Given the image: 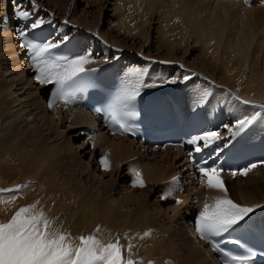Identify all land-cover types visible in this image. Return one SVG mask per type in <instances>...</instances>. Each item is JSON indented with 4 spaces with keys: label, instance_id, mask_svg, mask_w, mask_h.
<instances>
[{
    "label": "rangeland",
    "instance_id": "374dc122",
    "mask_svg": "<svg viewBox=\"0 0 264 264\" xmlns=\"http://www.w3.org/2000/svg\"><path fill=\"white\" fill-rule=\"evenodd\" d=\"M8 1L11 4L15 2L14 5H11L13 10H9L13 19L10 21L12 27L18 28V22L22 20L18 19L14 14L16 5L19 3L22 9H26L31 13L29 18L32 22L37 18H42L44 21L43 25H46L48 29H53L51 33L52 39L58 40L67 34L71 37L70 39L74 40L76 45L89 48V52L93 49V62L110 63L122 73L136 68L147 69L150 70L149 73L152 75L150 80L163 73L165 77H175L176 83L166 85L167 91L173 90L183 101L186 98L179 90L180 85L188 88H194L197 85L211 87V90H215L216 93L225 95L228 97V99L222 102L225 104V107L219 110L218 113L220 115L218 120H220L219 123L222 122V125L229 123L237 116L258 111V106L264 105V101H252V99L242 97L229 88L224 75L215 68L219 65L220 61L218 64H212L211 58L213 54H219L220 57L233 60L232 57H228L230 53L228 55L224 51H216L214 53L205 44L196 42L195 39L200 36V33H194L193 31L191 34H182L174 39L164 35L165 40L168 42L166 47L170 46L177 49L175 46L177 45L179 48H182L181 51H175L168 58L162 51L166 47H162L159 43L160 35L157 33L156 19L153 18L152 24L146 26L145 32L142 31L133 38H127L116 31L117 21L115 15H113L112 6L117 0H108L107 5L103 4L104 0H35L38 11H33L30 0ZM232 1L226 0V3H231L227 5H232L230 6V9H233H231L232 14L238 18L235 19L234 17L233 19L235 28L232 29V32L228 31L226 33L223 25L220 27L222 29V39H224V35L228 39L230 37L229 33H233L234 35V33L238 32L239 34L241 22H245V27L247 25V27H250V39L252 40L251 47L247 53L249 54L247 60H250L249 58L253 49H256V56L254 57L256 61L250 67L256 73L258 69H262L264 66V7L261 6L263 3H251L249 0L247 2L246 0H234L236 3ZM221 2L225 3V0ZM202 4H205V9L199 11L198 19L208 20V23H216V21L220 23L222 13H216L218 9L216 7V0H205L202 1ZM206 5L208 6L206 7ZM218 7H222V5ZM3 11L5 12V8L3 10V1L1 0V16H3ZM100 11L103 12L101 13ZM215 13L218 17H215ZM247 18L250 19L248 20ZM251 19L253 23H250ZM247 20L248 22H246ZM224 22H230V19H226ZM9 25L7 24V26ZM6 30L8 31L9 29ZM12 31H14V28L9 31V35L16 36ZM236 36L235 39L238 38V35ZM230 39H234V36L233 38L230 37ZM98 53L100 54L99 57L97 56ZM0 56H3V58H0V72L4 74L5 68L10 67L11 69L12 67L8 58L3 54ZM22 59L23 56L17 58L20 69L25 68L23 62H21ZM202 60L207 61L208 67L200 65ZM2 63H5L3 67ZM10 69L8 73L11 72ZM185 74L190 77L188 81H183ZM260 74H264V69L260 71ZM13 77H10V80L7 79L11 81ZM33 78L34 75H28L24 81L26 80L25 82L29 85V82H33ZM30 85V90L28 89L25 92L33 90L31 93L34 94L35 101L37 100L36 104L38 103V106H40L39 110L32 112V116H28L33 107L31 108L26 103L28 107L25 106L26 104L18 107V109L24 107L22 110L26 113L24 111L20 112V110L15 117H11L6 113L1 115L0 137L8 132L11 136H15L14 132H10L14 129H18L21 133L24 131L31 132L32 134L35 133L36 137L41 140L39 141L41 143L40 150H37L36 154H34L37 164L43 161L40 160V157H42L40 152L42 150L50 149V147L56 149V155L46 162L44 169L49 168L50 173L41 184L49 196L45 197L42 195L46 216L53 222L52 228L61 229L64 226L62 219H55L53 217L55 213L67 217L69 225H73L78 220V208L81 206L80 204L85 203V199L89 198L96 207L94 212L96 220L95 222L86 224V231L81 232L82 230H80V232H76V237L88 236L95 233V238L103 243H115L119 240L123 246L122 255L124 258L131 259L136 264H150V262L152 264H186L185 259L187 257H183L186 251L184 246L187 244L184 237L186 226L191 224L190 229L193 228L195 231V220L204 204H211L209 200L213 201L214 197H223L225 195V193L218 190L207 189L205 184H200L201 180L199 175L196 174V170L194 175V169L190 168L188 150L185 148L182 150V153L180 150L179 160L172 162V160L168 159V162L160 154L151 153L146 147L148 153L142 154L143 149L141 151V148L138 147L139 145L134 143L133 147H127L126 153L120 156L118 161H115L116 171L111 172V169L104 172L100 159L105 153L108 154L113 144L112 142H117L118 137L114 138L116 136L107 134L104 126L100 124L99 128L104 133V137L101 135L96 141L102 144V138L109 140V144L103 147V152H100L97 148L98 145L95 147L92 145L90 140L92 135L89 131L71 126L69 121L61 120L63 119L61 115L57 117L56 114L60 110L59 107L55 109L56 111L48 107L49 100L51 98L55 99L51 95L54 91V86L46 89L42 88L41 90V86L38 84ZM19 93H22V91H19ZM196 97V92H193V99ZM242 101L250 102L248 103L250 107L242 108L243 104H245ZM225 110L233 112V119L232 114L226 113ZM215 111H217L216 108L211 107L209 113L212 114ZM43 115L45 116V121L49 123L48 128L42 122H39ZM32 117L35 120L33 123H30V120H33ZM223 117L226 119L223 120ZM25 119L29 121H25ZM222 125H220V130L227 137L228 132L226 129H222ZM18 145L17 147H19ZM232 147H230L232 153H234L232 156L241 155L244 157L243 155H245L247 165L253 161L257 163V166L256 168H252L247 175H240L238 173L235 176L230 174L228 177L220 178L227 190L228 198L241 206H263L264 120H261L247 130L245 134L234 141ZM28 148L31 149L34 146L25 145L24 149L26 151L29 150ZM25 150L18 148V150H12L13 153L8 152V155H13V162L12 158H8L9 164L3 167L6 173L3 171L4 173L0 175V181L2 180L0 186L3 185L0 189H15L17 185L23 184L31 185L24 188L26 192L32 193L37 189L34 182L35 178L38 177L34 175L37 172L32 173L30 171L32 166L26 163ZM170 155L172 156V154ZM133 170L140 172L144 183L143 187L132 186ZM153 172H155L154 176L151 175ZM174 180L176 181L175 183ZM202 194L204 195L200 199V202L203 205L197 206L195 197H199ZM162 196L164 197L163 199L161 198ZM82 198L84 201H82ZM101 214L106 215L103 222ZM260 214H258L259 216L257 215V218L259 217L261 223L264 224V214H261L262 217ZM253 216L254 213L251 217L253 218ZM67 218L65 226H68ZM101 224L102 226L100 227ZM97 228H99L98 231ZM146 232L149 235L145 236L144 233ZM74 243L78 245L79 241L74 240ZM203 244L206 246L204 242ZM129 245H131L130 248ZM192 264H197L196 260H193Z\"/></svg>",
    "mask_w": 264,
    "mask_h": 264
},
{
    "label": "bare ground",
    "instance_id": "6f19581e",
    "mask_svg": "<svg viewBox=\"0 0 264 264\" xmlns=\"http://www.w3.org/2000/svg\"><path fill=\"white\" fill-rule=\"evenodd\" d=\"M2 1H3V10L5 8V12L4 11L2 12L3 16L0 15V32H2L0 33V55L3 54L6 58L9 59L10 61L9 63H11L10 66L12 68L10 69V67L8 66L9 68H5L3 72L4 74L0 72V116L6 113L7 115L11 117H15L19 113L20 110H21L20 112L24 111L22 110L24 109V107H21L22 109H18V107L26 103H28L31 108L33 107L30 114L28 113V116L30 115L32 116V112L38 111L40 106H38V103L36 104L37 100L35 101L34 94L31 93L33 90L27 93L25 92V91H28L29 85L38 84L39 86H41V90L42 88L46 89L54 85L53 84L41 85L34 78H33L34 80L32 83L29 82V85L27 82H25L26 80L24 81L25 77H27L28 75L29 76L35 75L36 69L33 66V62L31 58L27 55V50L20 45L19 37L17 36L16 38V36H13V35L11 36V34L9 35V31H11V29L14 28V31L12 32L16 34L17 29L18 28L20 29L25 22H28L31 19L30 18L22 19L20 22H18V28L12 27L10 23L12 16L9 13V10L10 11L13 10L11 5H14L15 2L11 4L8 0H2ZM202 1H205V0H174V1L173 0H117L116 2H114L112 6L113 11H114L113 15H115L116 21H117L116 31H118V33L122 34L123 36L125 35V37L127 38H133L137 36L140 32L142 31L145 32L146 26L151 25L152 20L154 18L157 21V33L160 35L159 43L162 47H166L168 44V42L164 38V35H166L169 38L174 39L182 34H191L193 31L194 33H200V36L196 37L195 39L196 42H201L205 44V46L207 48H211L214 53H216V51H224L226 55L230 53L228 57H232L233 60L229 58L220 57L219 54H213V57L211 58L212 64H218L220 61L219 65L216 66L215 68L217 69L218 72L224 75L225 81L227 85L229 86V88L242 97L252 99V101H264V74H260V71L264 69V66L262 69L261 68L258 69L256 73L250 68L252 67V63L256 61V58L254 59V57L256 56V49H253L251 56L249 58L250 60H247V57L249 56V54L247 53L251 47V42H252V40L250 39V36H251L250 35L251 33L249 31L250 27H247L248 26L247 25L246 26L247 28H246L245 22H241V26H240L241 29H239V32H240L239 34L238 32L234 33V35L233 33H229V36L231 38H233L234 36V39H230V37L226 39V35H224V39H222V29L220 28L222 27V25H223V28L226 29V33H228V31L232 32V29L235 28V25L233 24V19L235 15L232 14L233 9L232 8H231L232 10L230 9V6L232 5H227L231 3L229 2L226 3V0H225V3L221 2L222 0H216V7L218 8L216 13H222V19H220V23H218V21H216V23H208V20L198 19L199 11L205 9L204 8L205 4H202ZM249 1L251 3L255 2L254 0H249ZM106 3H108V0H104L103 4H106ZM219 5H222V7H218ZM207 6L208 5H206V7ZM261 6L264 7V3ZM100 12L102 13L103 11H100ZM216 13H215V17H218ZM236 18L238 17L236 16L235 19ZM226 19H230V22H224L226 21ZM248 20L246 22H248ZM251 21L250 23H253V21L252 22ZM7 24H10V25L7 26ZM42 27H47V26L43 25ZM195 27L196 29H194ZM6 29H9V30L7 31ZM113 29L115 30L114 26H113ZM48 31L50 34L49 35V39H50L53 29L52 28L48 29ZM236 35H238L239 39L238 38L235 39L237 37ZM175 46L177 47V49H174V47L168 46L162 50L166 57L170 58L171 55L175 51L182 50V48H179L177 45ZM74 48H75V54L73 57L79 56L82 53H83L82 55L86 53H91L93 55V52H94L92 51L93 49H91V52H89L88 51L89 48L83 47L82 45L79 46L78 44L76 45L75 42H74ZM99 53L97 55L98 57L100 56ZM21 56H23V59L21 60V62H23L24 64L23 65L25 67L24 69H20L18 67L17 58L18 57L20 58ZM0 58H3V56H0ZM3 64L5 63H2V67H3ZM101 64H104V63H101V62L96 63L95 61V62L86 64L84 67L85 69H91ZM200 65L208 67V63L206 60H202L200 62ZM9 69L11 70V72L8 73ZM113 69H114V73L121 79V81L125 85V81L130 79L128 74L130 73L131 70L126 71L125 73H122L118 71L115 67H113ZM149 71L150 70H148L147 76L145 77L148 80V82H152L153 80H156L158 77H165V74L163 73L150 80V77L152 75L149 73ZM166 75H167V72H166ZM10 77H13L11 81H9ZM179 87H180L179 90L182 92V95L186 98V100L184 101H187L188 103L184 102L183 99L173 90L167 91L168 88L166 86L156 87V88H151V89H144L142 92L149 91V90H155L157 92L166 91L171 96L174 97V99L179 103L181 109L186 114L190 113L194 109L200 108L205 118L215 122L216 124L215 129H220L221 127L220 125H222L221 124L222 122L219 123L220 120H218L219 119L218 117L220 115L218 113H219V110H222V108L225 107V104L222 102L228 99V97H226L225 95L216 93L215 90H211V87H201L198 85L194 86V88H188L186 86H181V85ZM19 91H22V93L18 94ZM203 91H207L209 95L204 98V102L202 104L198 105L196 103L197 98L202 94ZM193 92H196L197 94V97L195 99H193ZM23 95H25V97H23ZM51 101H52L51 108L54 111H56L55 109H57L58 107L60 108V110H58L59 112L57 111V114H56L57 117L61 115V118H63L61 120H65L67 122L69 121V124L71 126L78 127L79 129H82L84 131H89V133L92 135V138L90 139L92 142V145L94 147L98 145L97 147L98 150H100V152H103L104 150L103 147L109 144V140L107 138H102L103 139L102 144H99V142L96 141V139L99 138L101 135H103L104 137V133L101 132L99 128L100 124L98 123L97 119L90 117L88 114L82 113L80 107L65 105V102L59 99L58 97H55L54 100L51 98ZM25 106L28 107L27 104ZM211 107H215L217 111L210 114L209 111L211 110ZM249 107H250V104H243L242 106V108H249ZM14 109L16 110L14 111ZM225 112L232 114V119H233L234 114L231 110H225ZM24 113L26 112L24 111ZM22 116L24 115L22 114ZM44 118H45L44 115L41 116L39 122H42L43 125H45V127L48 128L49 123L46 122ZM32 119L33 120H30V123H33L35 120V118L33 117ZM224 119L226 118L223 117V120ZM25 121H29V120L25 119ZM104 130H105V127H104ZM10 132H14L16 135L11 136L10 134H8L9 133L8 132L4 136L0 137V175L1 173L5 172L3 167H6V164H9L8 158H12V162H13V155L12 156L8 155V152L13 153L12 150L14 149L18 150V148L25 150L24 149L25 145L29 144L30 146H34V148H31V149L28 148L29 150L27 151L25 150L26 151L25 160L28 165L32 166L30 171L32 173L37 172V174H34L35 176H38L34 180L37 186V189L32 193L26 192L25 189H22L19 193L16 194L15 200L10 199V196L12 195L10 193L1 194L0 195V222H7L8 220L11 219V216L14 215L15 212L19 208L32 205L36 203L37 201H39V203L37 204L36 211H43L46 214V210L43 204V196L45 197H49V196L46 194L41 184L44 178L47 177V175L50 173L49 168L44 169L46 166V162L51 160L56 155V149L54 147H50V149L42 150L40 152L42 156L40 157V160H43V161H40V164H37V162H35V159H34V154H36L35 152L37 150H40L39 147L41 143L39 141L41 140L38 137H36L35 133L32 134L31 132L28 133L27 131H24L21 133L18 131V129L11 130ZM107 134L111 136L112 135L116 136L114 138L118 137L116 140L117 142H112L113 144L111 145V148L108 154L105 153L103 155V157L107 158L109 165H110L108 170H104L102 168L103 171L106 172L112 169L111 172H113L117 170L115 168V163H116L115 161H118L119 157L123 156V154L126 153L127 147L129 146L133 147L136 143L134 144L133 141L123 139L116 132L115 133L111 132ZM17 145L19 147H17ZM186 146L190 147V150H191L192 148L191 145L186 144ZM138 147L141 148V151L143 149L142 154L148 153L147 151L148 148L144 144H139ZM183 149L184 147H177V148L167 147L164 149L150 150V151L153 154H160L165 161H168L169 159L170 161L172 160V162H174L176 160H179L178 159L180 158L179 152L181 150V153H182ZM226 152H229L230 155L234 154L232 153L231 148L224 150L221 154L224 155ZM170 154H172V156ZM236 156H240V165L238 169L244 168V166L247 165L245 155H243L244 157H242L241 155H234L232 158H235ZM54 160H56V158H54ZM252 163L254 162L251 161L248 163V165ZM190 168H192L191 165H190ZM193 172L195 175V170H193ZM154 173L155 172L151 173V175L154 176ZM196 174H198L200 177V173L198 171H196ZM230 174L231 173L229 174L221 173L220 178L228 177V175ZM0 182H2V180ZM200 184L202 185L204 183L200 182ZM2 187L3 185L0 186V188ZM203 195L204 194H202L201 196L199 195V197L198 196L195 197L196 199L195 202L197 206L203 205L202 202H200V199L203 198ZM82 201H84L83 198H82ZM84 202L85 203L80 204L81 206L79 208L77 207L78 208V220L75 223H73V225L71 226L69 225V219L67 217H63L61 215H58L57 213L54 214L53 217L55 219L63 220L64 226L61 229H59L60 232L70 234L71 237L75 238L76 232H80V230H82L81 232L87 230V227H86L87 223H91L93 221L95 222L96 220L94 216L95 215L94 212L96 210L95 204L92 201H90L89 198L85 199ZM209 202L212 203L213 201L209 200ZM260 213L264 214V210L263 211L257 210L254 213L253 218L251 217V219L249 220L250 222H248V224L259 229L264 234V224L261 223V221L259 220V217L257 218V215ZM105 216H106L105 214H101L102 222ZM66 218L68 220L67 221L68 226H65ZM190 225L189 226L187 225L184 230V237L187 241V244L185 245L186 247L184 246V248H186V251L184 252L183 257H187V259L184 258L186 264H192L193 260H196L197 264H217L215 260V254L208 248L207 243L204 240L200 239L199 234L196 232V230L194 231L193 228H191L192 230L190 229ZM101 226L102 224L100 225V227ZM111 228H113V226H111ZM199 240L203 241L206 246H204L203 242ZM251 264H264V261H262L261 263L251 262Z\"/></svg>",
    "mask_w": 264,
    "mask_h": 264
},
{
    "label": "snow or ice",
    "instance_id": "6c2138e0",
    "mask_svg": "<svg viewBox=\"0 0 264 264\" xmlns=\"http://www.w3.org/2000/svg\"><path fill=\"white\" fill-rule=\"evenodd\" d=\"M30 4L33 11H38L35 0H30ZM14 14L18 19H27L31 15L29 11L22 9L19 3L16 5ZM43 23L42 18H37L30 25H26L25 29L18 28L17 34L25 41L22 46L29 50L30 58L36 69L34 79L41 85L53 84L54 91L51 95L67 103L71 95L83 89L86 78L90 76V72L84 66L93 62V57L91 53L75 57L54 56L53 50L70 41L67 34L58 40L47 39L36 42L28 39L27 29H39ZM147 72V69H132L128 74L130 79L125 81L121 95L114 102L113 121L119 124L121 131H128V126L117 120V114L128 117L139 116L140 113L133 110L131 105L144 89L176 83L175 77H158L156 80L148 82L145 78ZM189 79L188 75L183 76V81ZM208 95L207 91H203L196 103L202 104ZM242 103L250 102L242 101ZM48 106L52 107L51 100ZM258 107V111L237 116L229 123L223 124L222 128L228 132L227 137L224 136L222 130L215 128L191 136L186 141L187 145L192 146L189 155L208 152L209 158L214 156L218 159L224 150L233 146L234 141L256 123L264 120V105ZM100 164L104 170H108L110 167L106 157L100 159ZM194 166L200 173L199 178L207 189L225 193L223 197H214L211 204L205 203L199 212L194 227L200 239L222 256V264H251L254 252L247 251L243 255L233 254L221 248V241L216 238L248 227L251 215L257 210H264V206H241L229 199L224 183L220 179V174L224 170L222 165H216L215 161L209 164L208 159H202L195 161ZM256 166L255 163H252L237 171L240 175H247ZM237 171H233L232 175L235 176ZM30 186V184H23L17 185L15 189H0V194L10 193L12 194L10 199L15 200L17 193ZM132 186H144L141 174L137 170H133ZM38 203L39 201L19 208L10 220L0 222V264H136L131 259L124 258L122 255L123 246L119 240L115 243H103L95 238V233L73 238L70 234L52 228L53 222L46 214L43 211H36ZM98 230L99 228H97ZM144 235L147 236L149 233L146 232ZM74 240H78L79 244L74 243ZM229 243L239 245L241 241L232 239ZM130 247L131 245H129Z\"/></svg>",
    "mask_w": 264,
    "mask_h": 264
}]
</instances>
